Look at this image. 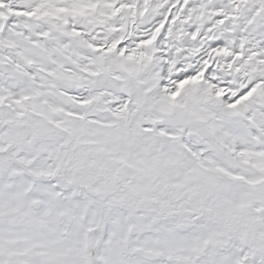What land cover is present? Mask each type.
<instances>
[{
  "label": "snow or ice",
  "instance_id": "6c2138e0",
  "mask_svg": "<svg viewBox=\"0 0 264 264\" xmlns=\"http://www.w3.org/2000/svg\"><path fill=\"white\" fill-rule=\"evenodd\" d=\"M0 264H264V0H0Z\"/></svg>",
  "mask_w": 264,
  "mask_h": 264
}]
</instances>
